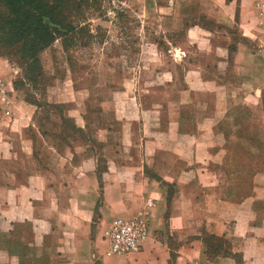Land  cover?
Returning a JSON list of instances; mask_svg holds the SVG:
<instances>
[{"label":"crops","instance_id":"0c3cea01","mask_svg":"<svg viewBox=\"0 0 264 264\" xmlns=\"http://www.w3.org/2000/svg\"><path fill=\"white\" fill-rule=\"evenodd\" d=\"M257 1L264 0L164 6L187 52L182 71L174 63L180 86L172 72L165 84L176 97L165 109L173 112L165 123L173 148L158 149L140 127L122 124L101 128L93 141L89 120L74 122V130L59 114L43 117L21 92H11L10 105H0V264H264V214L248 201L218 196L220 179L209 168L221 158L210 146L224 141L208 121L225 96V142L264 154L258 136L264 126L254 120L259 107L264 113ZM238 103L246 105L247 124L230 116ZM198 127L206 130L195 136ZM146 209L149 236L141 251L105 256L101 235L109 223ZM210 239L221 249L209 255Z\"/></svg>","mask_w":264,"mask_h":264},{"label":"rangeland","instance_id":"374dc122","mask_svg":"<svg viewBox=\"0 0 264 264\" xmlns=\"http://www.w3.org/2000/svg\"><path fill=\"white\" fill-rule=\"evenodd\" d=\"M75 2L67 11V20L74 27L72 41L65 49L59 39L39 54L41 74L37 78H24L20 63L12 55L14 50L8 56H0V80L9 99L11 92L17 90L43 117L59 114L74 130L73 123L85 118L92 124L93 141L102 136L101 128L122 124L125 130L140 127L158 149L173 148L167 145L170 133L165 132V123L173 112L165 109L170 98L176 97L165 84H170V72L176 80L174 63L177 62V71L186 67L181 58L187 52L182 51L185 46L181 33L169 29L165 4L147 0ZM196 54L191 51L187 55ZM175 82L180 86L178 80ZM223 100L221 111L208 121L212 135L224 141L218 147L210 146L214 151L219 149L221 157L209 164L220 179L217 194L238 203L248 201L253 212L263 215L264 154H251L225 142L226 132L221 126L225 119L221 116L225 114L228 96ZM245 106L238 103V110L230 113L237 123L247 124ZM257 114L254 120L259 119L264 126L260 107ZM205 130L195 128L194 135ZM258 136L264 139L261 133ZM225 168L229 169L227 174L220 175ZM209 242L216 244L212 239Z\"/></svg>","mask_w":264,"mask_h":264},{"label":"trees","instance_id":"16d2710c","mask_svg":"<svg viewBox=\"0 0 264 264\" xmlns=\"http://www.w3.org/2000/svg\"><path fill=\"white\" fill-rule=\"evenodd\" d=\"M75 1L0 0V56H8L14 50L12 55L20 63L24 78L29 81L37 78L41 74L39 54L59 39L62 40L65 49L72 41L70 34L73 32L74 27L67 20V11L76 4ZM83 1L85 0H79L80 3ZM162 2L164 3V1ZM225 122L222 121L221 126ZM225 134L227 138V132ZM262 145L263 142H261L259 148ZM237 149L245 150L243 148ZM245 151L251 154H261ZM229 156L228 154L226 157ZM228 170L227 168L221 170V172L227 174ZM222 199L238 203L233 198ZM214 243L216 244L211 245L208 242L207 254L210 255L221 249V244Z\"/></svg>","mask_w":264,"mask_h":264},{"label":"built area","instance_id":"2783aa9c","mask_svg":"<svg viewBox=\"0 0 264 264\" xmlns=\"http://www.w3.org/2000/svg\"><path fill=\"white\" fill-rule=\"evenodd\" d=\"M153 3L164 1L167 8H174L182 0H147ZM254 8L261 22H264V1H257ZM0 103L10 104L5 86L0 80ZM6 116H9L7 111ZM150 206V202L147 204ZM149 211L143 210L130 219L115 218L103 230L101 240L105 246V256L123 257L139 253L149 236Z\"/></svg>","mask_w":264,"mask_h":264}]
</instances>
